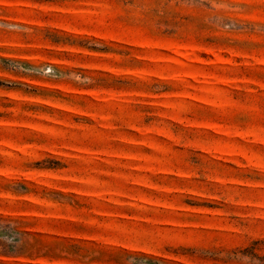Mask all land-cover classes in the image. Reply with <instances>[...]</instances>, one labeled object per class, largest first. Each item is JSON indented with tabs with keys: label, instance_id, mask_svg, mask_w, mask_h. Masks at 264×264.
Here are the masks:
<instances>
[{
	"label": "rangeland",
	"instance_id": "1",
	"mask_svg": "<svg viewBox=\"0 0 264 264\" xmlns=\"http://www.w3.org/2000/svg\"><path fill=\"white\" fill-rule=\"evenodd\" d=\"M0 264H264V0H0Z\"/></svg>",
	"mask_w": 264,
	"mask_h": 264
}]
</instances>
